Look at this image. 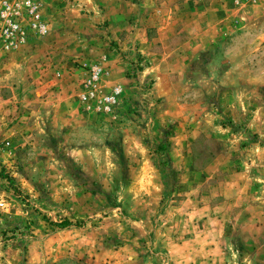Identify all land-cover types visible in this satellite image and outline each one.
<instances>
[{
    "label": "rangeland",
    "instance_id": "rangeland-1",
    "mask_svg": "<svg viewBox=\"0 0 264 264\" xmlns=\"http://www.w3.org/2000/svg\"><path fill=\"white\" fill-rule=\"evenodd\" d=\"M35 1L46 31L0 42V264H264V0L230 4L238 64L158 55L187 34L135 0Z\"/></svg>",
    "mask_w": 264,
    "mask_h": 264
},
{
    "label": "crops",
    "instance_id": "crops-1",
    "mask_svg": "<svg viewBox=\"0 0 264 264\" xmlns=\"http://www.w3.org/2000/svg\"><path fill=\"white\" fill-rule=\"evenodd\" d=\"M84 1H87L89 5L91 4L90 0ZM121 1L109 0L103 2L102 9L99 10V5H97V11L94 8V13L101 11L103 19L105 17L110 19L114 15V11L117 13L124 12L120 10ZM234 2L235 5L239 6L242 3L244 4V1L239 3L238 0H234ZM231 3L232 0H209L207 2H204V0H135V7L133 8L136 22L135 26H143L142 29L136 28V30L142 31L145 30L146 26L153 25L158 32V38H160V31L169 32L165 34V37H168L176 29L178 31H184L187 34L183 41L177 44L179 45L178 48L172 47L174 49H171L168 46L167 48H170L167 49L168 51L165 50L158 54L163 57L167 54L171 58L177 57L180 62L184 63L204 64L207 62L223 63L225 61V63L234 64L240 62L239 60L243 62V56L248 51L246 49L248 46L246 44H240V48L234 51L231 48L232 43H229L227 40L228 31H232V27H230L232 14L229 13V8L232 7L230 6ZM141 5L144 7L143 9H140ZM101 14L97 16H101ZM139 14L140 16H147V18L143 19L145 21L144 24H142L143 20L142 17L141 19L139 18ZM150 16H161V21L158 20L157 23L147 24L146 22L150 20ZM150 23L152 22L150 21ZM140 40L142 41L141 38ZM163 40L162 43H166V39ZM152 54L156 55L157 52H153ZM168 67L167 64H160L159 62L148 67L147 71H151L152 75L157 76L161 73L169 75V82H171L173 68L170 69ZM232 67L233 65L224 67L222 69L223 73H217V87L219 90H222L218 92H225L227 94V100L225 101L227 106L242 103L241 99H232L233 92L230 86V80L240 79L238 77L244 76V72L240 74L238 72L233 73L230 69ZM247 76L250 78L249 73H247ZM256 77L257 79H264V72L259 75L256 74ZM199 80L202 81V78H199ZM217 101L221 104L220 99ZM211 103L217 106L214 99L211 100Z\"/></svg>",
    "mask_w": 264,
    "mask_h": 264
},
{
    "label": "built area",
    "instance_id": "built-area-1",
    "mask_svg": "<svg viewBox=\"0 0 264 264\" xmlns=\"http://www.w3.org/2000/svg\"><path fill=\"white\" fill-rule=\"evenodd\" d=\"M40 15V7L35 0H2L0 5L2 45L8 48L25 42L27 30L38 35L43 34L46 28Z\"/></svg>",
    "mask_w": 264,
    "mask_h": 264
},
{
    "label": "trees",
    "instance_id": "trees-1",
    "mask_svg": "<svg viewBox=\"0 0 264 264\" xmlns=\"http://www.w3.org/2000/svg\"><path fill=\"white\" fill-rule=\"evenodd\" d=\"M66 224H67L66 221H62V222L60 223V225H66Z\"/></svg>",
    "mask_w": 264,
    "mask_h": 264
}]
</instances>
